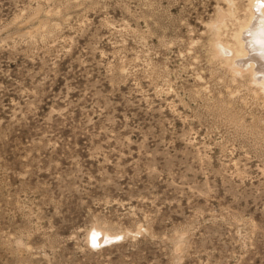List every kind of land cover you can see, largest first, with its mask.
Wrapping results in <instances>:
<instances>
[{
  "label": "rangeland",
  "instance_id": "374dc122",
  "mask_svg": "<svg viewBox=\"0 0 264 264\" xmlns=\"http://www.w3.org/2000/svg\"><path fill=\"white\" fill-rule=\"evenodd\" d=\"M255 2L0 0V264H264Z\"/></svg>",
  "mask_w": 264,
  "mask_h": 264
},
{
  "label": "bare ground",
  "instance_id": "6f19581e",
  "mask_svg": "<svg viewBox=\"0 0 264 264\" xmlns=\"http://www.w3.org/2000/svg\"><path fill=\"white\" fill-rule=\"evenodd\" d=\"M253 8H254L253 14L251 15L248 22H246L243 25V27L244 26L247 27L249 26V24H251V28L253 30L251 34L255 41V44L249 50L253 51L254 49H256L257 45H261L260 49L263 50V53H261V56L264 59V0H256L255 4L253 5ZM257 58L260 59L259 57ZM259 61H262V60L260 59ZM261 76H264V71L261 72Z\"/></svg>",
  "mask_w": 264,
  "mask_h": 264
}]
</instances>
